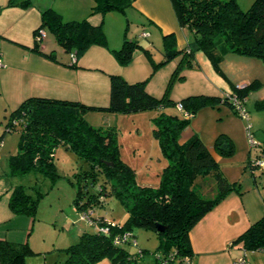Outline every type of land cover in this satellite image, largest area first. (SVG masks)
<instances>
[{
    "label": "trees",
    "instance_id": "trees-1",
    "mask_svg": "<svg viewBox=\"0 0 264 264\" xmlns=\"http://www.w3.org/2000/svg\"><path fill=\"white\" fill-rule=\"evenodd\" d=\"M89 13L108 11L124 12L132 0H90ZM177 24L191 33V41L178 50L164 45L162 59L154 62L147 49L135 38L123 39L117 49H110L118 64H126L135 49L141 48L151 62L148 77L133 82L119 74H108V99L103 106L87 105L76 100L31 96L23 99L9 114L4 132L17 130L16 151L7 158L9 175L22 176L32 171L53 182L59 173L53 162V150L61 146L71 150L86 162L73 173L75 186L71 201L73 208L86 215L92 231H81L77 240L63 248L62 264H96L108 260L111 264H138V252L123 248V243L133 244L132 229L145 227L160 238L162 257L156 255L160 264H185L192 256L189 232L193 225L210 211L228 192H240L238 184L229 182L221 173L215 156L194 134L179 144L178 134L188 124L198 107L204 105H226L234 115L236 106L228 99L234 95L244 108L246 98L261 81L252 79L248 83L231 85V90L219 96L187 95L179 100L166 98L167 87L173 77L179 75L183 62L201 51L216 71L222 74L219 63L226 54H236L258 59L264 66V0H253L241 10L235 0H169ZM29 0H7V6L27 7ZM39 23L33 30L30 49L46 58L56 60L53 51L44 53L35 38L39 28L48 32L53 41L64 51L74 50L78 57L89 45L106 46L101 23L92 24L87 17L63 20L52 8L39 13ZM171 37V36H170ZM45 38V37H44ZM181 53V54H180ZM181 55L173 68L167 87L160 97L148 93L145 85L152 73L175 55ZM75 61L70 66L75 67ZM179 105V111L189 117H177L161 111L165 105ZM255 105L264 109V99ZM95 110L108 113L130 114L143 110L156 111L151 118V132L166 160L156 187L137 185L132 168L124 163L118 151L113 128L101 129L90 126L83 118L85 111ZM2 133V134H3ZM1 134V135H2ZM1 138V136H0ZM255 146L251 144V146ZM212 150L222 156L233 153L232 140L224 133L213 139ZM264 166V151L256 155ZM251 167V166H250ZM253 167V166H252ZM209 177L215 192L205 198L201 189L203 178ZM89 188H95L90 192ZM264 206V185L261 188ZM115 196L125 209L124 220L113 223L102 217L91 216V208L101 204L104 195ZM40 192L29 195L23 185L12 186L7 206L12 214L33 216ZM89 224V225H90ZM164 227L157 232L155 225ZM99 228H104L100 231ZM245 250L264 247V212L249 224L234 240ZM26 242L0 240V264H24V257L32 254ZM155 262V263H156Z\"/></svg>",
    "mask_w": 264,
    "mask_h": 264
},
{
    "label": "rangeland",
    "instance_id": "rangeland-1",
    "mask_svg": "<svg viewBox=\"0 0 264 264\" xmlns=\"http://www.w3.org/2000/svg\"><path fill=\"white\" fill-rule=\"evenodd\" d=\"M235 1L239 8L244 10L253 0ZM55 2H60V5L67 7L64 1L56 0ZM0 10H3V8L0 7ZM86 17L92 24L101 23L106 45L110 49H117L124 38H134L140 29L136 25L138 20L131 18L126 9L124 12L108 11L103 14H90L88 10ZM0 19H2L1 16ZM79 19L82 18L80 17ZM15 29L18 28L15 27ZM185 32L192 38L188 30L185 29ZM14 34L20 35L21 37L24 36L21 32L15 31ZM29 36L32 39L31 30L28 33V38ZM43 40L46 42L47 50L44 53H48L54 47L52 52L54 55L70 61V54L74 52L72 48L70 51H64L62 47L57 44L55 45L53 37L46 31ZM43 40L40 42L41 45L44 43ZM153 40L154 42L149 44V47L152 61L157 62L162 59L164 46L161 39H158L156 35L153 37ZM4 41L0 36V43L2 42L1 44H4ZM137 41L139 42V40ZM141 41L144 42V39L142 38ZM137 52L143 56L150 66L147 74L149 76L152 68L151 62L141 48L135 49L130 59ZM180 54L172 57L152 73L149 81L145 85V89L151 91L152 95L160 97L163 94L170 79L171 72L181 58ZM188 58L190 64L183 62L180 67L179 75H182V78H178L177 76L173 77L167 87L166 98L170 100L176 101L187 95L215 96L213 93L215 90L217 91L219 88L228 90L231 85L248 83L253 77L261 81V85L250 92L244 104L245 109L247 108L249 110L248 115H250L247 116V120L234 115L222 103L217 105L207 104L198 107L195 113L190 116L187 126L180 131L177 140L181 144L196 134L207 147L212 148L213 139L216 135L224 132V130L228 133L230 131L232 133V137H230L234 140L233 153L228 157L213 153L218 168L229 182L238 184L239 190L242 189L247 177L251 185L253 184L252 181H254V184L261 189L262 183H260V176L261 174L264 176V167L250 168L247 164L248 160L246 157L244 159L246 161L245 163H241V159L244 149L245 155H247L249 150L250 155L254 158V151L257 149L260 150L261 147L253 135L259 133L260 127L264 126V109H260L255 105L256 102H260L264 98L261 97L264 94L263 64L246 59L240 55L232 57L233 59H226L227 57L224 56L222 58L223 60L219 63L222 71V74H220L214 69L209 59L201 51L194 53L192 57ZM120 65L124 66L122 64ZM166 68L167 71L165 74L161 72V70H165ZM245 70H248V72ZM242 71H244L246 76L251 78L239 80V77L243 73ZM250 73H253L254 76L250 75ZM218 96L222 98L223 94ZM3 98L4 94L0 90V134L3 133L4 124L11 111L9 110L10 108L6 107ZM161 111L168 115L182 117L181 112L175 105H165ZM155 113L156 111L152 110H143L130 114L89 110L82 114V118L94 128H101L103 130L108 128L114 129L119 156L124 163L132 168L135 183L153 188L158 185L160 172L166 164V160L163 158L158 143L151 132V118L155 116ZM227 128L230 130L227 131ZM17 140V130L4 132L0 138V147H2L0 155V179H2V182L9 183V181H14L15 179V176H7V158L16 151ZM250 142L254 143L255 146H251ZM257 154L259 155L260 153ZM53 162L59 173V177L53 182H50L47 177H42L39 173L32 171L22 176H16V180L20 181L29 195L34 197L36 191L41 194L38 197L33 216L25 214H19L17 216V218L25 221V224L23 226L21 225L24 233L23 236L25 237L27 232H30L34 249H36V251H32L33 253L31 255L26 256H33L36 253L35 257H30L32 259L29 260L32 261L27 264H62L64 257L62 249L74 243L81 231H92L95 229L94 225H89L81 217L82 213L76 211L71 203L76 190L73 184V173L81 167H86V162L78 158L73 151L66 150L61 146L54 148ZM2 171L6 173V176ZM203 180L205 186L201 191L205 198H210L215 192L214 183L209 177L203 178ZM94 189L89 188L88 190L94 192ZM91 216L94 218L102 217L104 220L113 223H120L124 220L125 209L115 196L108 194L104 195L101 204L92 206ZM1 225H3L6 235L10 237H14L13 235L18 231L22 233L17 219H7ZM131 233L133 235V244L123 243V248L130 252L136 251L139 253L137 257L138 264H160L159 261L156 262V255L162 257L163 251L159 247L162 243L155 232L145 227H134ZM14 242L23 243L27 241ZM96 264L111 263L108 260H103Z\"/></svg>",
    "mask_w": 264,
    "mask_h": 264
},
{
    "label": "crops",
    "instance_id": "crops-1",
    "mask_svg": "<svg viewBox=\"0 0 264 264\" xmlns=\"http://www.w3.org/2000/svg\"><path fill=\"white\" fill-rule=\"evenodd\" d=\"M29 1L30 4L27 7H20L7 6V0H0V7L3 8V10H0V16L2 17L0 19V36L5 40L4 44L0 43V90L4 94L3 99L6 107L10 108L9 110L14 109L23 99L31 96L76 100L87 105L103 106L108 99V74H119L128 82L148 77L150 66L139 52L134 53L128 64L121 66L114 59L110 48L89 45L74 59L75 67H71V61L63 57L54 55L56 60H52L38 52L32 51L30 47L32 46L33 37L32 39L30 36L28 38V33L31 30L33 36V30L40 20L39 13L41 10L50 7L62 19L64 18L63 20H77L80 17L84 18L87 16L91 1L59 0L64 1L67 7L60 5V2H55L56 0ZM126 11L131 18L138 20L136 25L140 29L134 38L139 40L138 43L148 50L150 58L152 55L149 44L154 42L153 37L155 35L158 39H161L163 46L173 45L178 50L185 47L191 40L185 29L178 26L169 0H132ZM15 27L18 29H15ZM15 31L21 32L24 36L21 37L14 34ZM142 38L144 42L141 41ZM40 46L42 52H47L46 42L42 45L40 44ZM50 50L53 51L54 47ZM226 55H224L227 57L226 59H233L232 57L238 56L236 54L230 55V53ZM245 58L260 63L258 59ZM166 71L167 68L161 70L164 74ZM245 71L248 72V70ZM242 72L239 80L251 78L246 76L244 71ZM250 75L254 76L253 73H250ZM255 78L253 77L252 79ZM230 90L231 87L228 90L219 88L213 93L215 96L224 95ZM147 92L152 94L149 90ZM261 97H264V94ZM246 110L248 113L249 110L247 108ZM226 130L230 129L227 128ZM224 134L234 143L230 131ZM2 135L0 134V136ZM253 137L260 143V150H255L254 158H252L249 150L247 155H245L244 149L241 163L246 162L244 161L246 157L248 160L247 164L254 169V167L260 166L252 167V162L257 153L264 151V126L260 127L259 133H255ZM208 149L214 153L209 146ZM1 151L2 147H0V155ZM2 173L6 176L4 171ZM7 176L12 177L14 175L11 176L8 173ZM0 181V240H8L10 242L25 240L30 250L36 251L31 233L27 232L26 236H23L21 225L23 226L25 221L17 218L18 214H12L7 206L8 193L10 194L12 186L21 185L20 181L16 180V176L14 181L11 180L9 183L2 182V179ZM252 183L251 185L247 177L240 192L233 190L228 192L193 225L189 232L192 250L189 264H234V261L239 256L244 257L247 264H264L263 250H245L240 242H233L249 224L258 219L264 212L261 200L262 190L254 184V181ZM260 183L264 185V176L262 174ZM10 218L17 219L22 230V233L18 231L13 235L14 237L6 235L3 225H1ZM35 254L33 256H25L24 264L30 263L32 261L29 260L32 259L30 257H35ZM193 255L195 256L193 257Z\"/></svg>",
    "mask_w": 264,
    "mask_h": 264
},
{
    "label": "built area",
    "instance_id": "built-area-1",
    "mask_svg": "<svg viewBox=\"0 0 264 264\" xmlns=\"http://www.w3.org/2000/svg\"><path fill=\"white\" fill-rule=\"evenodd\" d=\"M45 37V32L42 28H39L36 33H35V38L39 41H42ZM75 56L71 53L70 54V61H74ZM228 99L234 104V106H236V110H237V114L241 117L244 118L245 120H247L246 117V112L244 110L243 107L240 106V101L237 97H235L234 95H231L228 97ZM177 108L180 109V106L177 105ZM183 116L185 117H189V114L187 112H182ZM251 144H254L252 142H250ZM263 162L260 159L254 160L252 162V166H262ZM82 218H84L88 224H90L91 222L89 221V219H87L86 215H81ZM100 231H104V228H99ZM261 250L264 251V247L261 248ZM185 264H189V262L187 260H185ZM234 264H247L244 260V257H239L234 261Z\"/></svg>",
    "mask_w": 264,
    "mask_h": 264
},
{
    "label": "water",
    "instance_id": "water-1",
    "mask_svg": "<svg viewBox=\"0 0 264 264\" xmlns=\"http://www.w3.org/2000/svg\"><path fill=\"white\" fill-rule=\"evenodd\" d=\"M155 229H156L157 232H162L164 230V227L159 225V224H156L155 225Z\"/></svg>",
    "mask_w": 264,
    "mask_h": 264
}]
</instances>
